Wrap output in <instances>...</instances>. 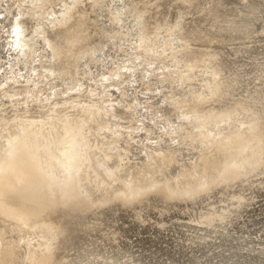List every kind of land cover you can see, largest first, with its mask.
Returning <instances> with one entry per match:
<instances>
[{"label": "rangeland", "instance_id": "1", "mask_svg": "<svg viewBox=\"0 0 264 264\" xmlns=\"http://www.w3.org/2000/svg\"><path fill=\"white\" fill-rule=\"evenodd\" d=\"M263 100L264 0H0V264H264Z\"/></svg>", "mask_w": 264, "mask_h": 264}, {"label": "bare ground", "instance_id": "2", "mask_svg": "<svg viewBox=\"0 0 264 264\" xmlns=\"http://www.w3.org/2000/svg\"><path fill=\"white\" fill-rule=\"evenodd\" d=\"M74 35H76V33L74 34ZM52 38V37H51ZM53 39L55 40H58V36H53ZM56 43V42H55ZM235 81V80H234ZM235 84H236V81H235ZM235 88V87H234ZM235 89H237V88H235ZM234 89V90H235ZM233 90V89H232ZM236 91V90H235ZM263 97V96H262ZM263 102H264V100H263ZM3 104V103H2ZM264 104V103H263ZM20 105V104H19ZM13 106V105H12ZM15 106H17V105H15ZM23 107V106H22ZM21 108V107H20ZM25 108V107H24ZM24 108L23 109H19V110H17V109H12V110H10L11 111V113L10 114H12L11 116H7V112L6 111H4V110H0V123H5V122H11L13 119H17L16 117H17V115L18 116H20V117H23V118H25V119H27L28 121H33V122H37L38 121V119H35V120H37V121H35V120H33V119H31L30 118V116L28 117L27 115H29V111L27 112L26 110H24ZM28 110V109H27ZM38 111V110H37ZM32 112V111H31ZM34 112V111H33ZM83 113V112H82ZM96 113V112H95ZM35 114V113H34ZM39 114V113H38ZM63 114V113H62ZM30 115H33L32 113H30ZM37 115V114H36ZM40 115V114H39ZM58 115V114H57ZM42 116V115H41ZM41 116H35V117H40L41 118ZM49 116V115H48ZM65 116V115H64ZM79 116V115H78ZM77 116V118H79V117H81V116H79L78 117ZM59 117V116H58ZM68 117V116H67ZM73 117H75V116H73ZM73 117H71V118H73ZM43 118V117H42ZM54 118V117H53ZM56 118V117H55ZM76 118V117H75ZM82 118V117H81ZM80 118V119H81ZM98 118V117H97ZM257 118H258V116H257ZM68 119V121L70 120L69 118H66V119H63L62 118V116L60 117V118H58V119H48V117H47V120H45L44 118H43V121L45 122H52L53 124H54V126H57L58 128L60 127V128H62V127H64V125H65V121ZM42 120V119H41ZM82 120H84V118L82 119ZM72 121V120H71ZM87 121V120H86ZM73 122H75L78 126H79V128H80V130L82 129L83 131H85V132H87V130H86V124H88V123H86L85 121L84 122H80V121H78V119L75 121V119H74V121ZM263 123H261L260 124V127H262V128H260V129H262V130H260V131H262V132H260L261 133V135L264 137V121H262ZM86 123V124H85ZM89 124H91V123H89ZM88 124V125H89ZM90 126V125H89ZM88 129H90L89 127H87ZM91 130V129H90ZM89 130V131H90ZM88 131V133H90ZM100 138L98 137V140H99ZM96 140V139H95ZM97 141V140H96ZM102 141V140H101ZM103 149V148H102ZM105 153H106V151H105ZM232 153V152H231ZM233 155V154H232ZM234 158V157H233ZM113 159V158H112ZM117 160V159H116ZM235 160V159H234ZM113 161H114V159H113ZM254 162V161H253ZM252 163V162H251ZM254 163H256V162H254ZM253 163V164H254ZM258 163V162H257ZM255 165V164H254ZM252 166V167H255V166ZM223 167V166H222ZM112 170V167H109V171H111ZM222 169V168H221ZM223 170V169H222ZM262 171L261 172H264V169H261ZM112 172V171H111ZM163 172V171H162ZM260 172V173H261ZM158 173V172H157ZM195 173V172H194ZM201 175H202V173H201ZM153 176H155V175H153ZM157 176H159V175H157ZM260 176V175H259ZM208 177H209V175H208ZM177 178V177H176ZM204 178V177H203ZM206 178V177H205ZM210 178V177H209ZM244 179V178H243ZM255 180V179H254ZM137 181H140L139 179L138 180H136L135 181V183H137ZM143 181V180H142ZM145 182V181H144ZM189 182V181H188ZM146 184V183H145ZM200 184V183H199ZM135 184H133V186H134ZM213 185V184H212ZM138 186H143V185H138ZM136 187H137V185H136ZM177 187V186H176ZM142 188V187H141ZM179 188V187H178ZM143 189V188H142ZM170 190V189H169ZM173 192V191H172ZM22 193V192H21ZM27 196V195H26ZM235 201V200H234ZM18 202V201H17ZM13 204V203H12ZM25 204V203H24ZM48 204V203H47ZM54 204V203H53ZM14 205V204H13ZM74 205V204H73ZM49 206V205H48ZM80 206V205H79ZM15 207H17V206H15ZM9 208V207H8ZM21 209V208H20ZM15 210V209H14ZM42 210H44V209H42ZM50 211V210H49ZM67 212H69V211H67ZM55 213V212H54ZM40 214V213H39ZM34 215H35V213H34ZM38 215V214H37ZM60 215V214H59ZM40 216H42L41 214H40ZM63 216V215H62ZM68 217V216H67ZM66 217V218H67ZM71 217V216H70ZM76 217H77V215H76ZM48 218V217H47ZM59 218V217H58ZM61 218V217H60ZM50 219V218H49ZM57 219V218H56ZM62 220V219H61ZM99 220V219H98ZM54 221V220H53ZM73 222V221H72ZM64 223V222H63ZM79 223V222H78ZM55 224V223H54ZM61 224V223H60ZM77 229V228H76ZM93 229V228H92ZM60 234L62 233L63 235H66L67 237H69L70 236V227L68 226V224L67 225H62L61 227H60ZM60 234H59V238H60ZM61 234V235H62ZM92 235V234H91ZM65 236V237H66ZM64 237V236H63ZM74 239H73V242H71V246H73V249L72 250H74V248H75V250L77 249V251L79 250L80 251V247H79V244H80V242H79V238H76V237H73ZM65 240V239H64ZM66 244V243H65ZM70 244V243H69ZM68 245V244H67ZM85 246V245H84ZM94 246V245H93ZM68 247V246H67ZM66 247V248H67ZM68 250H69V248H67ZM79 251H78V253H79ZM69 252V251H68ZM67 252V253H68ZM72 252V251H71ZM82 253H80V254H83V252L84 251H81ZM96 252V251H95ZM100 252V251H99ZM76 253V252H75ZM94 253V252H93ZM97 253H98V251H97ZM97 253L95 254V255H97ZM72 254H73V252H72ZM71 253L69 254V255H72ZM77 254V253H76ZM75 254V255H76ZM80 254L79 255H76V257L77 256H80ZM84 254H85V256H86V254L87 253H85L84 252ZM92 254V253H91ZM101 254V253H100ZM119 254V253H118ZM69 255H67V256H69ZM90 255V254H89ZM103 255V254H102ZM98 256H99V253H98ZM65 257V256H64ZM81 257L82 258H80V260L82 259L83 260V257H84V255H81ZM78 258V257H77ZM76 258V259H77ZM86 258H89V257H86ZM72 259V258H71ZM79 259V258H78ZM115 259V258H114ZM69 260V259H68ZM75 260V257L72 259V260H69V261H74ZM80 260H78L79 261V263H80ZM90 260V259H89ZM88 260V261H89ZM84 261H86V260H83L82 262H84ZM81 262V263H82ZM71 263V262H70ZM69 263V264H70ZM79 263H77V264H79ZM96 263V262H95ZM74 264V263H73ZM85 264V263H84Z\"/></svg>", "mask_w": 264, "mask_h": 264}, {"label": "clouds", "instance_id": "3", "mask_svg": "<svg viewBox=\"0 0 264 264\" xmlns=\"http://www.w3.org/2000/svg\"><path fill=\"white\" fill-rule=\"evenodd\" d=\"M70 11H71V8H68L67 6H65V11L61 13V15L65 17V19L61 23H64V24L68 23V20L70 19L68 17V13ZM46 15L48 16L49 20L53 19V17H51L48 13H46ZM17 19H19V17H17ZM21 35H22V29L20 27H14L12 30V39H11V43L9 46L12 48L13 51L18 52L21 56H23L26 51H33V49L29 48L27 42L21 39ZM33 37H35V39L43 41L45 50L53 53L52 59L55 60L59 58L60 53L57 51L54 45L50 43V41L46 38V34L42 26H39V25L37 26V28L33 31ZM33 44H35V40H33ZM36 55H40V54L37 53ZM9 144L11 145V141L9 142ZM85 147H86V144H85ZM121 159L125 167L132 166V161L129 160L128 158L122 157ZM76 170L78 171V169ZM157 186L158 185L146 186L142 190L145 192H150V191H153V189ZM205 187H208V186L206 185Z\"/></svg>", "mask_w": 264, "mask_h": 264}]
</instances>
